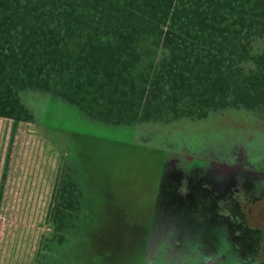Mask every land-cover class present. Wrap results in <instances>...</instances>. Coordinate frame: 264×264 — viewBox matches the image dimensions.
Returning <instances> with one entry per match:
<instances>
[{
    "label": "trees",
    "instance_id": "1",
    "mask_svg": "<svg viewBox=\"0 0 264 264\" xmlns=\"http://www.w3.org/2000/svg\"><path fill=\"white\" fill-rule=\"evenodd\" d=\"M32 95L131 132L264 122V0H0V118L36 122ZM93 211L65 156L25 264L98 263Z\"/></svg>",
    "mask_w": 264,
    "mask_h": 264
},
{
    "label": "rangeland",
    "instance_id": "2",
    "mask_svg": "<svg viewBox=\"0 0 264 264\" xmlns=\"http://www.w3.org/2000/svg\"><path fill=\"white\" fill-rule=\"evenodd\" d=\"M27 100L36 122L0 118V264L33 262L65 156L94 204L95 264H264L256 116L236 110L209 127L131 132L60 100Z\"/></svg>",
    "mask_w": 264,
    "mask_h": 264
},
{
    "label": "flooded vegetation",
    "instance_id": "3",
    "mask_svg": "<svg viewBox=\"0 0 264 264\" xmlns=\"http://www.w3.org/2000/svg\"><path fill=\"white\" fill-rule=\"evenodd\" d=\"M236 222H238V223H239V220H237Z\"/></svg>",
    "mask_w": 264,
    "mask_h": 264
}]
</instances>
